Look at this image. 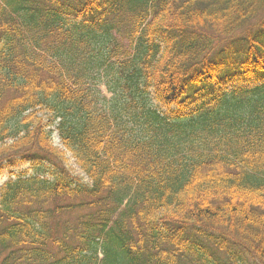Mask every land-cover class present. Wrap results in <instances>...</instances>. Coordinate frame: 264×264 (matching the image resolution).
I'll return each mask as SVG.
<instances>
[{
  "label": "trees",
  "instance_id": "trees-1",
  "mask_svg": "<svg viewBox=\"0 0 264 264\" xmlns=\"http://www.w3.org/2000/svg\"><path fill=\"white\" fill-rule=\"evenodd\" d=\"M19 164L0 264H264V0H0Z\"/></svg>",
  "mask_w": 264,
  "mask_h": 264
},
{
  "label": "rangeland",
  "instance_id": "rangeland-1",
  "mask_svg": "<svg viewBox=\"0 0 264 264\" xmlns=\"http://www.w3.org/2000/svg\"><path fill=\"white\" fill-rule=\"evenodd\" d=\"M109 80H110V77L106 78L104 83L100 86V89L102 90V93L104 94L103 96L107 100L106 106L109 109V111H111L113 109L112 108V103H113V100H114V95L111 92L107 91V86L106 85L109 82ZM149 99H150L149 101H150V105L151 106L155 107L159 111H162V110H160L159 106H157V104H156V102H155V100H154L152 95L149 96ZM165 111H167V110H165ZM43 115H44V117H48L47 113H43ZM54 142H55L56 145H59V139H58L56 133L54 134ZM70 163H71L72 168L74 169V171L78 174L79 173L78 172V168L74 164V160H70ZM25 168H28V166H24L23 167L21 165H18L16 168H14L12 170L17 172L18 170L25 169ZM10 176H11V170L10 169H6L4 172L0 173V188L3 186L4 183H6L9 180Z\"/></svg>",
  "mask_w": 264,
  "mask_h": 264
}]
</instances>
